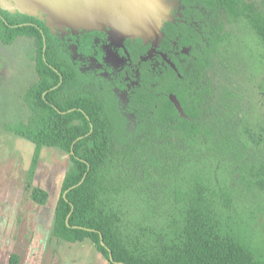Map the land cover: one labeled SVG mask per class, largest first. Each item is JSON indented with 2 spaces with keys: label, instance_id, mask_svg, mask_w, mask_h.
Segmentation results:
<instances>
[{
  "label": "trees",
  "instance_id": "trees-1",
  "mask_svg": "<svg viewBox=\"0 0 264 264\" xmlns=\"http://www.w3.org/2000/svg\"><path fill=\"white\" fill-rule=\"evenodd\" d=\"M180 1L182 15L164 21L156 52L126 37L120 67L105 60L107 31L62 36L40 16L0 6L11 25L30 22L12 27L0 16V42L33 36L38 73L23 95L28 119L4 129L35 144L27 190L37 204L49 199L32 186L41 150L69 156L55 206L58 240L89 238L117 264H264V156L228 154L205 115L213 56L233 43L214 13L248 22L264 45V0ZM263 132L256 139L248 130L249 139L264 143ZM20 261L12 253L8 264Z\"/></svg>",
  "mask_w": 264,
  "mask_h": 264
},
{
  "label": "rangeland",
  "instance_id": "rangeland-1",
  "mask_svg": "<svg viewBox=\"0 0 264 264\" xmlns=\"http://www.w3.org/2000/svg\"><path fill=\"white\" fill-rule=\"evenodd\" d=\"M149 1L151 20L141 26L139 36L156 46L162 23L179 14L173 11L180 8V0H146L136 5L147 8ZM212 20L224 22L233 43H226L213 56L208 72L213 93L205 115L216 137L228 141V154L243 150L244 161L261 160L264 143L255 144L248 130L257 139L264 127V96L260 90V84L264 85V45L246 21H231L223 10L214 13ZM116 23L103 25L102 30H108L111 40L107 60L120 65L124 59L115 47L130 34ZM31 38L0 42V264H8L12 253L20 255V264H112L89 238L72 243L53 235L55 206L69 156L56 148L41 150L32 186L46 189L49 199L44 205L37 204L27 190L35 144L4 129L30 115L23 94L38 79ZM246 138L251 143L243 145Z\"/></svg>",
  "mask_w": 264,
  "mask_h": 264
},
{
  "label": "water",
  "instance_id": "water-1",
  "mask_svg": "<svg viewBox=\"0 0 264 264\" xmlns=\"http://www.w3.org/2000/svg\"><path fill=\"white\" fill-rule=\"evenodd\" d=\"M67 1L69 0H66V2ZM126 1L125 0H71L72 2L71 4L74 8H76V10H74L70 16L66 14L65 16H63V18L68 17L67 19H75L76 21H78L77 22L78 26L76 27H80L85 30L103 29V25H107L110 23L114 25V23L118 22V24L120 23L122 26H124V29L128 32V34H130V36H126V37H142L139 36L141 35L139 33L141 30V26L150 23L151 20L150 1L148 2L149 4L147 8L145 5L143 7L136 5V4H140V2L145 3L146 0H126ZM45 49H46V45L44 46V50ZM57 86L58 85H56L53 88H56ZM72 152H73V147H72ZM86 175L87 173L83 176L82 180L79 183L73 185L68 190H66L63 194L64 197H66V194L70 189L82 184L86 178ZM71 213L72 212H70V214ZM70 214L67 217L68 224H69L68 221ZM100 242L103 246H106L103 234L101 233H100ZM108 250H109L110 261L117 264L118 262L115 261L111 249L108 248Z\"/></svg>",
  "mask_w": 264,
  "mask_h": 264
},
{
  "label": "crops",
  "instance_id": "crops-1",
  "mask_svg": "<svg viewBox=\"0 0 264 264\" xmlns=\"http://www.w3.org/2000/svg\"><path fill=\"white\" fill-rule=\"evenodd\" d=\"M71 3V0L67 2L66 0H0L2 8L11 12L19 11L43 17L52 28H70L74 31L85 30L76 27L78 21L75 19L63 18L66 14L70 16L76 10Z\"/></svg>",
  "mask_w": 264,
  "mask_h": 264
},
{
  "label": "flooded vegetation",
  "instance_id": "flooded-vegetation-1",
  "mask_svg": "<svg viewBox=\"0 0 264 264\" xmlns=\"http://www.w3.org/2000/svg\"><path fill=\"white\" fill-rule=\"evenodd\" d=\"M1 6V5H0ZM181 11H182V3H181V1H180V8H178L177 10H175V11H173L174 13H177V12H179V14H177L174 18H169V19H178L181 15H182V13H181ZM11 12V11H10ZM15 12H19V11H15ZM12 13H14V12H12ZM22 13V12H21ZM0 16L2 17V19L4 20H6L7 21V19L4 17V16H2L1 14H0ZM45 19V18H44ZM169 19H167V20H169ZM4 20V22H6ZM46 20V19H45ZM47 22V21H46ZM30 22H26V23H19V24H14V25H11L8 21L6 22V24H8V25H10V26H12V27H18V26H22V25H25V24H29ZM32 24V23H31ZM48 24V23H47ZM51 29L54 31V32H57V33H59L60 35H62V36H64V35H66L69 31H71V32H73V33H79V32H81V31H83V30H79V31H74V30H71L70 28H52L51 27ZM105 31H107V33H108V43L105 45V54H106V56H105V60H106V62L107 63H109V64H111V65H113V66H115V67H120V66H122L124 63H125V58H123V57H121L120 55H119V53H118V48L119 47H121L122 45H123V41H122V43L120 44V45H118V46H116L115 47V50H116V52H117V54L121 57V58H123L124 59V62L122 63V64H120V65H115V64H113V63H111V62H109L108 60H107V46L111 43V40H110V35H109V32H108V30H105ZM21 37H32L31 39H32V42H33V45H34V47H35V54H34V56L36 55V42H35V38L33 37V36H29V35H20V36H18L16 39H19V38H21ZM43 37H44V46L46 45V37H45V34L43 33ZM162 37V36H161ZM15 39V40H16ZM34 39V40H33ZM161 39V38H160ZM14 40V41H15ZM160 41V40H159ZM151 42V41H150ZM152 43V42H151ZM159 43V42H158ZM44 46H43V52H44V58H45V50H44ZM152 46H153V48L151 49V55L152 54H154L155 52H156V47H157V45L155 46L153 43H152ZM33 60H34V57H33ZM94 66H99L98 64H93ZM34 66H35V63H34ZM35 70H36V67H35ZM37 72V71H36ZM38 74V73H37ZM24 95V94H23ZM24 100V99H23Z\"/></svg>",
  "mask_w": 264,
  "mask_h": 264
}]
</instances>
